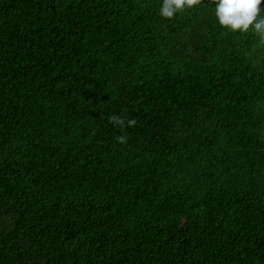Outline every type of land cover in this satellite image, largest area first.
Instances as JSON below:
<instances>
[{
	"label": "trees",
	"instance_id": "trees-1",
	"mask_svg": "<svg viewBox=\"0 0 264 264\" xmlns=\"http://www.w3.org/2000/svg\"><path fill=\"white\" fill-rule=\"evenodd\" d=\"M161 3L0 0V264H264V45Z\"/></svg>",
	"mask_w": 264,
	"mask_h": 264
},
{
	"label": "clouds",
	"instance_id": "clouds-1",
	"mask_svg": "<svg viewBox=\"0 0 264 264\" xmlns=\"http://www.w3.org/2000/svg\"><path fill=\"white\" fill-rule=\"evenodd\" d=\"M203 0H162L159 7V15L165 20H173L177 14L190 9H195L202 4ZM214 4V15L222 28L231 32L248 33L252 31L258 38L259 43L264 45V0H211ZM110 122L122 131L127 127H135V119H125L121 116L112 115ZM116 141L120 144L128 142V135L117 136Z\"/></svg>",
	"mask_w": 264,
	"mask_h": 264
}]
</instances>
